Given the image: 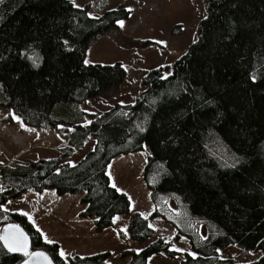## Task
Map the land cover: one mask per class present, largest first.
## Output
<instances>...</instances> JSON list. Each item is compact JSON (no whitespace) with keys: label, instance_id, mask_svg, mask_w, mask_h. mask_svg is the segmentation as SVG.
I'll return each instance as SVG.
<instances>
[{"label":"trees","instance_id":"1","mask_svg":"<svg viewBox=\"0 0 264 264\" xmlns=\"http://www.w3.org/2000/svg\"><path fill=\"white\" fill-rule=\"evenodd\" d=\"M73 1L0 0V109L11 107L28 125L72 127L58 158L1 167L0 232L8 222L20 224L31 251L46 252L55 264H106L109 252L65 260L57 243L45 242L25 215L3 205L29 188L84 192L85 215L97 216L104 229L130 207L111 185L108 165L147 144L152 216L173 224L196 253L180 264H264V0H207L198 39L171 73L164 76L170 66L150 69L134 103H115L88 123L80 104L122 83L126 70L120 62L87 64L85 50L130 11L121 5L91 16ZM27 57H38L39 66ZM91 139L93 149L70 164ZM129 233L143 242L154 231L136 212ZM170 245L159 238L125 255L128 264H149L159 252L180 254ZM229 245L262 256L251 263L219 256ZM25 257L0 241V264Z\"/></svg>","mask_w":264,"mask_h":264},{"label":"rangeland","instance_id":"2","mask_svg":"<svg viewBox=\"0 0 264 264\" xmlns=\"http://www.w3.org/2000/svg\"><path fill=\"white\" fill-rule=\"evenodd\" d=\"M73 3L76 7H87L91 16H100L121 5L130 11L128 18L97 36L85 50L87 64L120 62L126 70L122 83L80 104L87 114V123L115 103H134L145 88L142 78L150 69L170 66L164 76L171 73L174 62L197 41L200 22L207 14V0H74ZM173 28H178L177 35L172 34ZM71 130L66 125L58 128L28 125L11 107L0 109V169L8 164L58 158ZM95 143L94 139L89 140L68 162L78 163ZM150 153L149 146L144 144L138 151L114 157L108 165L111 185L115 184L117 190L128 196L130 207L115 215L112 224L104 229L98 228L97 216L85 215L88 205L82 200L84 192L59 194L52 188L43 191L29 188L8 200L3 209L25 215L45 242L59 245V253H64L61 257L65 260L109 252L106 264H128L131 256L125 255L126 251L139 252L163 238L170 242L171 250L180 254L170 257L159 252L148 259L149 264H180L186 253L194 256L196 253L187 237L177 236L173 224L163 217L152 216L154 204L144 177ZM168 207L178 211L172 202ZM136 212L148 219L154 231L143 242L129 233L130 218ZM218 254L234 262L251 263L262 256V251H243L229 245L220 248Z\"/></svg>","mask_w":264,"mask_h":264},{"label":"snow or ice","instance_id":"3","mask_svg":"<svg viewBox=\"0 0 264 264\" xmlns=\"http://www.w3.org/2000/svg\"><path fill=\"white\" fill-rule=\"evenodd\" d=\"M120 26L123 27V22H120ZM27 58L32 61L34 67L39 66L38 57H27ZM85 63H87V61H85ZM253 80L255 81V77H253ZM12 115L14 119H17L14 113ZM141 130L143 131V129ZM238 162H239V158L233 157V162L231 166L234 167ZM112 186L116 187L115 184H113ZM4 232L6 234L0 235V241H3V246L7 249L8 252L10 253L23 252L25 256L29 255L28 251L26 250L28 247L27 238L18 228H14L11 231L9 229H5ZM33 255H39V253H33ZM60 255L64 256V253L61 252ZM25 264H27V262H25Z\"/></svg>","mask_w":264,"mask_h":264},{"label":"water","instance_id":"4","mask_svg":"<svg viewBox=\"0 0 264 264\" xmlns=\"http://www.w3.org/2000/svg\"><path fill=\"white\" fill-rule=\"evenodd\" d=\"M14 228H18L23 233V235L27 238L28 247L26 250L28 251L29 255L24 258L21 264H25V262H27V264H55L52 258L46 252L42 250H32L31 251L30 236L20 224L15 223V222H8L4 224L3 227L1 228L0 235L6 234L4 232L5 229H9L11 231ZM33 253H39V255H33ZM15 254H23V252H16Z\"/></svg>","mask_w":264,"mask_h":264}]
</instances>
